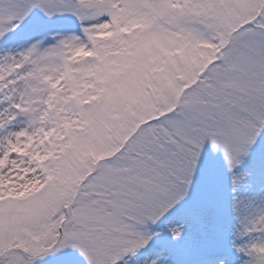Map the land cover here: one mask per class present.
Here are the masks:
<instances>
[{
    "label": "rangeland",
    "instance_id": "374dc122",
    "mask_svg": "<svg viewBox=\"0 0 264 264\" xmlns=\"http://www.w3.org/2000/svg\"><path fill=\"white\" fill-rule=\"evenodd\" d=\"M65 3L73 15L40 18L0 44V242L23 249L31 264H81L79 249H71L82 242L112 249L104 255H119L121 264L138 256L141 264H195L221 252L245 264L248 252L241 263L237 249L264 243V205L246 214L225 210L218 229L215 214L197 218L191 204L173 208L182 197L172 178L189 133L207 117L264 107V0ZM108 26L114 36L96 34ZM241 26L226 62L210 67L232 37L227 31ZM10 27L5 15L0 34ZM233 66L242 73L224 69ZM208 69L179 116L146 126L176 104L181 72ZM239 86L247 87L242 98L234 95ZM96 165L100 172L81 190ZM247 195L259 201L264 193ZM182 208L184 217L157 222ZM184 226L198 243L187 253L170 239ZM149 240L135 248L138 255L124 254ZM61 243L69 250L63 255ZM262 257L257 248L254 264Z\"/></svg>",
    "mask_w": 264,
    "mask_h": 264
},
{
    "label": "snow or ice",
    "instance_id": "6c2138e0",
    "mask_svg": "<svg viewBox=\"0 0 264 264\" xmlns=\"http://www.w3.org/2000/svg\"><path fill=\"white\" fill-rule=\"evenodd\" d=\"M70 7L65 0H0V23H3L6 15L11 25L7 32L0 34V44L10 36L25 33L40 18L73 15ZM189 135L190 140L180 154V169L172 178V191L182 197L173 208L191 204L197 218L204 214H215L219 229L225 210L229 213L240 211L246 214L256 204L264 205V196L255 201L247 195L252 190L264 193V107L258 110H220L207 117ZM172 210L169 209V212ZM258 234L264 241V231ZM65 236L67 238V233ZM170 239L174 244L183 242L186 253L198 247L197 241L189 235L187 226ZM203 242L202 240L200 243ZM150 243L149 240L139 245L132 244L131 247L124 248V254L138 255L135 248L146 249ZM257 248L264 252V243L249 245V250L237 251L241 255L247 251L248 259L245 264H254L253 257ZM77 249L82 258L81 264L84 261L86 264H121L119 255H104L113 251L110 248L82 242L74 244L71 251L75 252ZM68 251L61 243L60 254ZM98 253L101 255H97ZM0 264H31V259L24 254L23 249L18 250L10 244L0 242ZM62 264L75 262L69 259ZM195 264H229V261L223 255H210ZM260 264H264V257Z\"/></svg>",
    "mask_w": 264,
    "mask_h": 264
}]
</instances>
